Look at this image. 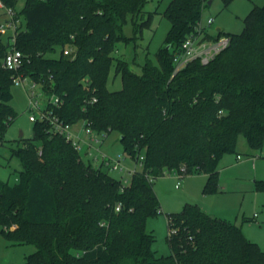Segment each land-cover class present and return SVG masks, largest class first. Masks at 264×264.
<instances>
[{
    "label": "trees",
    "instance_id": "obj_1",
    "mask_svg": "<svg viewBox=\"0 0 264 264\" xmlns=\"http://www.w3.org/2000/svg\"><path fill=\"white\" fill-rule=\"evenodd\" d=\"M2 1L17 8L18 0ZM147 1L25 0L17 12L24 21L13 45L26 56L18 73L63 100L54 111L65 122L83 121L104 137L116 130L124 152L137 161L144 155L126 184L85 161L49 122L35 121L32 138L11 147L23 167L17 183L0 178L1 232L36 246L24 264H264V248L240 226L197 203L166 213L174 230L168 254H157L147 228L148 218L163 212L156 178L206 173L204 192L217 190L218 162L236 151L240 136L264 157V5L249 11L241 32L226 33L229 45L213 60H191L174 73L175 53L199 33L209 0H171L157 63L146 58L137 72L115 51L151 26L157 11L145 10ZM128 23L135 37L124 33ZM11 45L0 37V144L17 116L14 72L3 66ZM66 45L73 55L64 54ZM112 75L120 76L119 89L109 88Z\"/></svg>",
    "mask_w": 264,
    "mask_h": 264
},
{
    "label": "rangeland",
    "instance_id": "obj_2",
    "mask_svg": "<svg viewBox=\"0 0 264 264\" xmlns=\"http://www.w3.org/2000/svg\"><path fill=\"white\" fill-rule=\"evenodd\" d=\"M170 1L148 0L145 10L157 11L154 13L151 26L145 28L142 33H138L136 38L130 39L129 42L122 41L117 44L115 54L126 59L134 71H141V65L146 58L157 63L156 52L164 44L171 26L170 21L163 15ZM24 4L25 0H18L17 10H21ZM255 5H264V0H231L228 4H225L223 0H213L204 9L202 22L206 25L208 19L214 17L213 23L207 26L208 32L212 35L217 34L218 27L225 34L239 33L244 28V18ZM4 18V12L0 10V20ZM22 20L24 21L23 16ZM124 33L129 37H135L131 23L124 26ZM0 37L7 42L8 33L0 32ZM58 54L59 50L51 55ZM112 79L109 82V88L119 89L122 86L120 76ZM36 89L39 90V87ZM11 91L10 104L17 116L8 126L0 144V178L8 180L10 184H15L23 167L21 159L11 154V147H17L32 138L34 122L29 118L32 113L29 105L31 93L29 84L27 82L13 83ZM37 98L42 106L45 105L47 99L44 96ZM82 126L83 121H77L72 124V129L76 132L80 131L85 137ZM99 136H102L101 141L94 142L90 150L94 155H100L101 151L114 159L122 156L121 168L104 169L128 184L133 171L142 168L141 163L124 152L118 131L113 130L106 137H103V134ZM255 153L249 148L245 138L240 136L236 151L225 153L218 162L217 190L204 192L207 181L206 173L171 172L154 180L153 186L163 212L148 218L147 228L155 235L152 247L157 254L169 253L166 241L168 233L166 213L181 210L186 202L197 203L207 213L235 223L242 228L247 237L264 248V188L259 187V184L264 182V157L256 156ZM238 154L241 156L240 159ZM82 158L87 162H90V159L93 161L92 165L98 167L91 157L82 155ZM255 213H257L256 217H254ZM15 227L13 225L11 228ZM35 250L34 244L14 243L7 239L0 230V264H24L26 257Z\"/></svg>",
    "mask_w": 264,
    "mask_h": 264
},
{
    "label": "built area",
    "instance_id": "obj_3",
    "mask_svg": "<svg viewBox=\"0 0 264 264\" xmlns=\"http://www.w3.org/2000/svg\"><path fill=\"white\" fill-rule=\"evenodd\" d=\"M0 10L4 12L5 18L0 20V32L3 34L8 33V39L12 43L8 52L3 57V66L14 72L13 82L14 83H24L27 82L30 86L31 93L29 99L30 109L32 113L29 118L31 121H47L50 123V130L54 133L64 135L65 139L69 141L72 146L80 152L85 157H91L95 160L98 167L104 168H121L120 160L122 156H119L117 159L107 156L105 153L101 152L100 155L93 154L90 150L94 142H100L101 137L99 133L93 130L91 127L87 126L83 122L82 131L85 134V137L81 135L80 132H75L72 129V124L65 122L54 109L60 107L63 103V100L56 94L48 96L43 90L40 89L39 84L31 80L28 76H20L18 70L23 66L26 56L25 54L17 49L13 44L16 41V35L18 32L19 26L22 25V18L18 15L17 8H12L6 6L2 0H0ZM214 21V17L208 19L207 24L201 21L199 25V33H192L188 35L182 42L180 50L175 53L174 56V65L176 73L178 70L186 66V64L195 59H199L202 63H208L213 60L220 52H222L230 42V37L226 34L222 35H211L206 36V33H209L207 26L211 25ZM210 34V33H209ZM74 47L71 45H66L64 48V54L73 55ZM39 87V90L36 88ZM39 96H44L47 100L45 105L42 106V103L37 98ZM91 101H96L94 97ZM104 137V135H103ZM41 153V150H39ZM241 156L238 155V158ZM89 159V158H88ZM90 162H93L89 159ZM138 161L143 165L144 155H140ZM134 172V171H133ZM119 209V207H117ZM174 230H168V234H172Z\"/></svg>",
    "mask_w": 264,
    "mask_h": 264
},
{
    "label": "water",
    "instance_id": "obj_4",
    "mask_svg": "<svg viewBox=\"0 0 264 264\" xmlns=\"http://www.w3.org/2000/svg\"><path fill=\"white\" fill-rule=\"evenodd\" d=\"M212 1H213V0H209V1H208V4H211ZM217 30L220 32L222 29H221L220 27H218ZM21 135H22V133H21ZM212 216H214V215H212Z\"/></svg>",
    "mask_w": 264,
    "mask_h": 264
},
{
    "label": "crops",
    "instance_id": "obj_5",
    "mask_svg": "<svg viewBox=\"0 0 264 264\" xmlns=\"http://www.w3.org/2000/svg\"><path fill=\"white\" fill-rule=\"evenodd\" d=\"M75 132H76V131H75ZM79 132H80V131H79ZM238 155H239V154H238ZM240 158H241V157H240ZM240 158H239V159H240ZM256 216H257V213L254 214V217H256ZM167 228H168V227H167ZM248 238H249V237H248ZM249 239H251V238H249ZM251 240H252V239H251Z\"/></svg>",
    "mask_w": 264,
    "mask_h": 264
}]
</instances>
